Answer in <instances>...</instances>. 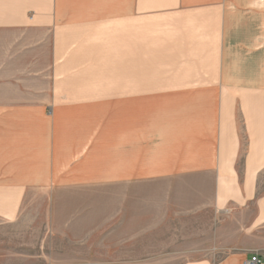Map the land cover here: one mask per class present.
Returning a JSON list of instances; mask_svg holds the SVG:
<instances>
[{
	"label": "crops",
	"instance_id": "1",
	"mask_svg": "<svg viewBox=\"0 0 264 264\" xmlns=\"http://www.w3.org/2000/svg\"><path fill=\"white\" fill-rule=\"evenodd\" d=\"M255 256L264 0H0V264Z\"/></svg>",
	"mask_w": 264,
	"mask_h": 264
},
{
	"label": "rangeland",
	"instance_id": "2",
	"mask_svg": "<svg viewBox=\"0 0 264 264\" xmlns=\"http://www.w3.org/2000/svg\"><path fill=\"white\" fill-rule=\"evenodd\" d=\"M205 187H212L213 186V182L211 179H206L204 181ZM174 186V185H173ZM186 195H190L191 196V192H186ZM203 194L204 199H211L212 198V192H201L200 195ZM188 196V199H191V197ZM42 198V197H39ZM59 199H72V200H87V199H111L112 198V192L108 191H103V192H95V191H91L88 190L86 188H76V189H70V190H65V191H61L58 193L57 197ZM203 223H205V226H209L210 222L213 220L214 218V212L211 211V209L206 208V210L204 211L203 215ZM185 219H187V217H185ZM188 220V219H187ZM190 225L189 226H185V228H189L190 229ZM189 236L191 235V231H189L187 233ZM21 239L19 236H17L16 239V243H33L32 238H30L29 241L27 240H18ZM190 241V240H189ZM159 242V241H158ZM170 242L172 243H177V244H181L182 242H184V240H170ZM23 248V247H21ZM157 247L153 248V252H156ZM156 258V257H153ZM178 259V257H164L161 259L160 264H175V260Z\"/></svg>",
	"mask_w": 264,
	"mask_h": 264
},
{
	"label": "built area",
	"instance_id": "3",
	"mask_svg": "<svg viewBox=\"0 0 264 264\" xmlns=\"http://www.w3.org/2000/svg\"><path fill=\"white\" fill-rule=\"evenodd\" d=\"M263 261L261 259H259L257 256L253 257L251 260V264H259L262 263Z\"/></svg>",
	"mask_w": 264,
	"mask_h": 264
}]
</instances>
